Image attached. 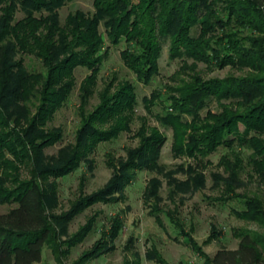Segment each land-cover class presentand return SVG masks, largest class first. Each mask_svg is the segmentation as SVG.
<instances>
[{
    "label": "trees",
    "instance_id": "trees-1",
    "mask_svg": "<svg viewBox=\"0 0 264 264\" xmlns=\"http://www.w3.org/2000/svg\"><path fill=\"white\" fill-rule=\"evenodd\" d=\"M71 1L10 0L6 8L11 12L1 16L0 127L12 133H0V172L10 169L13 175H17L21 169H26L29 178L10 192L9 201L5 191H0V202L15 205L7 212H0V264H37L42 260V250L46 245L60 258L59 243L54 245L53 242L58 234H66L65 226L70 218L69 214L53 217L48 214L50 208L56 207L57 180L77 169L81 162L88 171H92L91 156L98 145L113 141L121 133L131 132L138 104L135 86L129 82H118L115 85L119 88L110 94L113 78V83H108L99 92L100 101L94 111L88 116L81 113L82 123L74 145H65L55 156L45 157L43 153L44 149L62 138L61 130L49 128L48 123L69 97L75 85L76 68L82 67L89 72L78 88L81 110L87 97L93 93L97 74L108 51L105 49L101 53L104 38L99 31L100 25L110 44L125 43L120 57L136 81L143 85L150 84L158 73V59L165 43H168L169 59L182 60L179 71H184L189 65L186 60H191L193 68L196 62H201L217 68L229 65L251 72L248 76L225 79L201 80L194 76L189 83L182 81L178 97H161L159 91H152L150 97L142 99L146 112L150 114L158 100L169 104L164 107V114L155 118L171 129L172 156L192 159L194 165L184 167L181 164L174 170H166L159 163L166 136L156 127L148 125L146 117L140 116V125L132 133V138L137 139L136 146L125 149V159L115 160L107 154V164L114 170L107 184L89 195L81 192L79 201L72 203L71 211L97 202L124 201L125 188L138 171L156 173L165 178L169 202L174 208L161 206L162 182L154 176L148 179L142 192L149 215L161 228H164L162 215H166L190 247L195 249L194 240L179 219L175 197L192 194L204 187L202 170L209 162L203 163V159L219 147L229 150L217 163L222 173L212 174L213 186L220 187L221 193L228 198L241 197L236 192L243 185L240 174L245 170L241 149L249 152L245 155L248 175L264 179V0H220L225 4V21L216 18L213 13L208 14L213 0H92L91 14L76 10L68 13L60 23L58 10ZM16 2L24 17L9 25ZM242 30L249 34L243 35ZM23 49L47 57V75L40 105L27 130L21 133L18 126L20 121L27 120L28 109L23 108L20 102L31 89L28 82L36 80L32 75L27 76L15 60L18 51ZM211 102L216 103L218 111L209 108ZM203 109L206 113L201 116ZM198 122L201 124L197 125ZM97 125L104 129H99ZM239 125L243 126L241 131ZM15 145L19 151L12 147ZM177 172H182L185 179H176L174 175ZM6 180L4 176L0 183ZM83 183L82 176L80 191ZM241 201L242 209L235 212L237 218L254 221L264 214L256 198L247 197ZM51 222H56L59 231ZM94 224L95 217L89 218L73 236L74 241L69 247L79 244L93 230ZM122 225L121 217L114 216L109 228L102 231L76 264H84L113 251ZM261 244L257 235L244 231L239 235L235 249H220L206 260L208 264H264ZM132 246L133 238L130 237L125 250L129 251ZM130 253L138 264V255ZM144 257L158 264L165 263L154 246L146 250ZM134 262L126 258L121 264Z\"/></svg>",
    "mask_w": 264,
    "mask_h": 264
},
{
    "label": "rangeland",
    "instance_id": "rangeland-1",
    "mask_svg": "<svg viewBox=\"0 0 264 264\" xmlns=\"http://www.w3.org/2000/svg\"><path fill=\"white\" fill-rule=\"evenodd\" d=\"M8 3L10 4V0H0V20L1 16L11 12L9 8H6ZM76 10L91 14L93 12L92 0H72L66 3L58 10L60 23H63L68 13ZM209 13H213L216 18L225 21V4L221 3L220 0H213L209 4ZM11 14L12 19L9 25L24 17V12L17 2ZM34 16L39 17L38 14H34ZM99 31L104 38L101 53L105 49H108V51L97 74L93 93L87 97L84 109L81 110L78 88L89 72L82 67L76 68L74 72L75 85L69 97L64 105L55 111L53 119L48 123L49 128H59L61 130L62 138L51 147L44 149V156H55L57 151L65 145H74L78 128L82 123L81 113L88 116L94 111V108L100 101L99 92L105 85L111 83L113 78L115 80L114 83L112 82L113 86L109 90L110 94L117 91L119 86L115 84L118 82H129L135 86L138 100L134 112L135 117L131 123L130 133H121L113 141L98 145L94 154L91 156L93 160L92 171H88L83 162H81L77 169L57 180L56 207L50 208L48 214L51 217L69 214L70 219L65 226L66 234H58L55 242H53L54 245L55 243H59V249L61 251L58 250V253H60V258H57L51 248L46 245L42 250V260L37 264H76L79 257L88 251L101 236L102 231H106L109 228L111 219L116 215L121 217L123 225L118 237L114 241L115 249L97 258L90 259L84 264H121L126 258L134 262L135 258L131 256V251L138 255V264H158L155 261L146 260L144 257V253L151 246L157 248L161 257L165 260L164 264H208L206 257L213 256L216 251L220 249H235L239 241V235L244 231H250L259 237L262 243L261 251L264 253V214L259 215L257 220L254 221L239 219L235 215L236 210L242 209L241 200L247 197L256 198L261 206V212H264V179H259L254 174H251V177L248 175L249 170L248 166H246L245 155L249 152L244 149H241V152L244 156L243 165L245 170L240 174V180L243 185L236 190L241 197L228 198L227 195L221 193L220 187L213 186L214 180L212 174L222 173V168L217 167V163L222 155L229 153V150L224 147H219L216 152L203 159V163L205 161L209 162L202 170L205 178L204 187L192 194H179L175 197L176 204L178 205L179 219L183 222L184 230L189 232L192 240H194L195 249L190 247L187 240L173 227L166 215H162L164 228L158 226L153 217L149 215V208L144 205L142 200V192L148 179L154 176L159 177L162 182L160 187V196L162 198L161 206L171 210L174 208L173 204L169 202L168 186L165 178L156 173H150L145 170L138 171L133 181L125 188L124 201L109 204L97 202L85 208H75V210L73 209L71 211L72 203L78 202L82 194L89 195L103 188L113 175L114 170L107 164V154H111L115 160L118 158L125 159V149L136 146L137 139L132 138V133L140 125V116L146 117L148 125L156 127L166 136L167 140L161 149L159 158V163L163 164L166 170H174L181 164L184 167L187 164L194 165V160L192 159L184 157L174 158L172 156L171 129L163 126L155 118L156 115L164 114V107L169 104H162L158 100L160 103L157 101L151 108V113L149 114L146 112L142 103L144 97H150L152 91H159L161 97H165V95L178 97L180 95L178 89L183 85L182 81L189 83L194 76H198L201 80H208L213 78H238L251 75L248 69H238L229 65L217 68L196 62V67L193 68L190 66L191 60H186L187 64H189L188 67L184 71H179L182 60L169 59L168 43H165L162 46L158 59V73L153 77L150 84L143 85L136 81L134 74L127 68L124 64L125 61L123 62L120 57V52L125 48V43L121 41L118 45L114 46L105 38L102 25L99 26ZM242 34L248 35L249 32L242 30ZM45 59H47L45 55H39L38 52H33L28 49L19 50L15 59L22 66L27 76L32 75L34 76L33 79H36L34 82H28L31 89H28L29 91L27 90V97L20 102L23 108L28 109L27 120L20 121L18 126L21 128V133L29 127L30 120L41 102L40 96L47 75ZM209 108L213 111H218L215 102H211ZM205 113L206 109H203L200 115L204 116ZM200 124L198 122L197 125ZM97 127L102 130L104 129V127H100L99 125ZM239 128L241 131L243 126L239 125ZM5 131H8L7 135L12 133V131L0 127V133ZM16 145L12 147L19 151V147ZM6 158L9 159V155H6ZM13 174L14 172L10 169H5L0 172V180H3L4 176L7 179L4 183H0V191H5V197H9L6 199L8 201L10 200V192L29 178L26 169H21L17 175ZM82 176L84 177V183L82 191H80L79 182ZM174 176L181 181L185 179V175L182 172H177ZM81 192L82 194L80 195ZM219 198L221 200H218ZM14 206L13 203L6 201L0 202V212H7ZM93 217H95L93 230L79 244L69 247V244H72L74 241L73 236L78 233L80 227L84 226L89 218ZM51 223L59 231L56 222ZM130 237L133 238V246L129 251H126L125 247ZM134 263L136 264V262Z\"/></svg>",
    "mask_w": 264,
    "mask_h": 264
}]
</instances>
